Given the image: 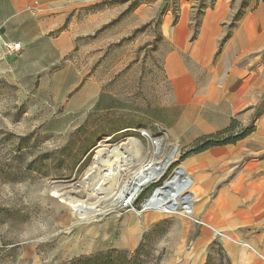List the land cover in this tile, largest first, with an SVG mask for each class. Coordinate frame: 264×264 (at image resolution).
<instances>
[{"label":"rangeland","instance_id":"374dc122","mask_svg":"<svg viewBox=\"0 0 264 264\" xmlns=\"http://www.w3.org/2000/svg\"><path fill=\"white\" fill-rule=\"evenodd\" d=\"M262 1L69 0L62 27L0 9V264H66L109 251L129 264H191L183 247H168L170 237L152 231L135 248H114L147 211L191 219L180 206L142 211L141 203L186 172L199 138L233 119L235 133L261 123L264 131V39L239 62L250 67L259 57L260 86L248 90L249 100L260 99L253 114L221 63L225 42ZM215 20L219 28H207ZM4 41L23 48L6 61ZM238 153L236 170L250 160ZM177 189L168 190L173 202L197 205ZM194 216L201 219L197 209ZM210 253L209 264H232L220 243Z\"/></svg>","mask_w":264,"mask_h":264},{"label":"crops","instance_id":"0c3cea01","mask_svg":"<svg viewBox=\"0 0 264 264\" xmlns=\"http://www.w3.org/2000/svg\"><path fill=\"white\" fill-rule=\"evenodd\" d=\"M68 2L69 0H3L0 9L12 13L10 17L31 11L44 25L62 27L72 10ZM35 11L40 13L39 16ZM248 12L255 13L245 17L234 35L227 39L221 63L225 65L228 85L239 86L238 101L244 104V109L251 115L260 107L259 96L255 100H249L248 93L250 88L260 86L259 67H253L259 62V57L252 56L250 67H243L239 62L246 47L258 46L264 39V0ZM219 25L220 21L215 20L207 28H219ZM204 40L200 36L196 44L203 43ZM218 40L219 36H211L212 51ZM14 54H3V59L7 61ZM262 126L261 123L254 132L236 144L209 148L185 158V168L199 190L196 206L198 215L205 224L194 223L185 216L173 217L159 211H147L137 216L128 229L130 240L123 241L122 247L114 249L135 248L152 231L158 236L168 235L170 240L165 241L168 247H183L191 264H205L214 242L221 244L232 264H264V131L259 130ZM204 134L206 133L195 136L192 142ZM239 147L242 153H250V160L236 170L234 161L240 155L238 153V157H235L233 152ZM209 224L229 237L216 240ZM128 243L133 247L127 246Z\"/></svg>","mask_w":264,"mask_h":264},{"label":"trees","instance_id":"16d2710c","mask_svg":"<svg viewBox=\"0 0 264 264\" xmlns=\"http://www.w3.org/2000/svg\"><path fill=\"white\" fill-rule=\"evenodd\" d=\"M238 125V121L233 119L231 125L228 128L215 134L202 136L194 143L192 148L187 152L186 156L202 152L215 146L234 144L238 140L245 138L247 135L254 131V127H247L242 128L238 133H235ZM153 188L154 187L152 186L146 193L141 194L136 204L139 205L143 201V199L151 193ZM212 258V253H210L206 264H209ZM127 260L128 258L124 253L118 251H109L106 253L78 257L66 264H129Z\"/></svg>","mask_w":264,"mask_h":264},{"label":"built area","instance_id":"2783aa9c","mask_svg":"<svg viewBox=\"0 0 264 264\" xmlns=\"http://www.w3.org/2000/svg\"><path fill=\"white\" fill-rule=\"evenodd\" d=\"M22 48H23V44L20 41H4V43H3V51L6 53H17V52L21 51ZM161 188H162V186L158 187L148 199H145L143 201V203H141V206H142L141 210L142 211L161 210V211L171 213V212L176 211L178 209V207L180 206L181 208H183V213H185L189 217H191L192 220H194L195 222H197L199 224H205L202 221V219L194 216V214L192 213L193 205L190 203V201L186 202V203L184 202L182 205H180V204H178V202L174 201V202H176V204L174 205L172 198H171V197H173V194L171 193V191H168V192L164 191L163 192L162 191L163 188L162 189ZM177 191L179 192L178 189H177ZM189 195H190V193H189ZM127 202L129 204H131L130 200H128ZM128 203H126L125 205H127ZM213 231H215L217 234H219L223 237H227V238L229 237V236L225 235L223 232H220L216 229H213Z\"/></svg>","mask_w":264,"mask_h":264},{"label":"bare ground","instance_id":"6f19581e","mask_svg":"<svg viewBox=\"0 0 264 264\" xmlns=\"http://www.w3.org/2000/svg\"><path fill=\"white\" fill-rule=\"evenodd\" d=\"M252 26V25H251ZM251 26H249V28L251 27ZM181 29V28H180ZM252 31V30H251ZM170 70H171V72H173V74H177L178 73V71H179V64H178V62H177V60H173L172 61V63H171V65H170V68H169ZM185 96V95H184ZM186 98V97H185ZM149 169V168H148ZM185 171L186 172H184L183 170H179L178 171V173H176L177 175V177H175V178H177V180H175V179H173V180H171V181H169L167 184H166V186H164V187H162V188H164L162 191L164 192V191H167L168 192V190L169 189H173V187H175V186H178V190H179V192H183L182 194H185L186 192H189L190 193V195L188 196H186V197H188L189 199H191L192 201H194V200H197V198H198V196H199V190H198V188H196L195 187V184H194V181H193V179L189 176H187V174L189 175V173L187 172V169L185 168ZM183 175V176H182ZM152 177L150 178V180H153V179H156L157 178V176H153V175H151ZM187 177V178H186ZM178 183H180V184H178ZM161 188V189H162ZM167 188H169V189H167ZM196 188V189H195ZM160 189V190H161ZM159 190V191H160ZM173 204L175 205L176 204V202H173ZM196 205V204H195ZM195 205H193V211H192V213L193 214H195V211H196V209H197V206H195ZM202 221L204 222V220L202 219ZM205 223V222H204Z\"/></svg>","mask_w":264,"mask_h":264}]
</instances>
